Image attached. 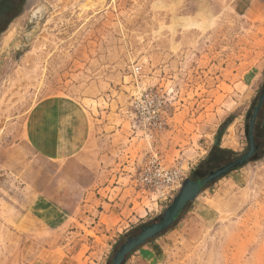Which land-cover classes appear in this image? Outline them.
Returning a JSON list of instances; mask_svg holds the SVG:
<instances>
[{
    "label": "rangeland",
    "instance_id": "rangeland-1",
    "mask_svg": "<svg viewBox=\"0 0 264 264\" xmlns=\"http://www.w3.org/2000/svg\"><path fill=\"white\" fill-rule=\"evenodd\" d=\"M16 6L0 34V264H112L186 180L201 189L212 150L246 151L264 0ZM64 115L86 125L70 156ZM179 213L122 264H264V154Z\"/></svg>",
    "mask_w": 264,
    "mask_h": 264
},
{
    "label": "flooded vegetation",
    "instance_id": "flooded-vegetation-1",
    "mask_svg": "<svg viewBox=\"0 0 264 264\" xmlns=\"http://www.w3.org/2000/svg\"><path fill=\"white\" fill-rule=\"evenodd\" d=\"M17 1L18 0H0V34L2 30L5 28V25L10 20H12L14 12H17L18 9L16 6ZM262 95L260 96L255 107L252 109V112L248 118V125H247L248 147L246 151L241 153L240 156L236 159L232 158L233 160L232 159L227 160L217 155L218 152H216L215 149L212 150L208 162L218 160L219 163L218 165H215L213 168H211L208 175L215 173L216 171L228 166L229 164L240 158L243 157L245 158L244 162H242L236 167L230 168L228 171H226L220 176L222 177L225 174L233 171L234 169L242 166L243 164L250 162L251 160L256 159L258 156L264 154V100L262 103H259Z\"/></svg>",
    "mask_w": 264,
    "mask_h": 264
},
{
    "label": "water",
    "instance_id": "water-1",
    "mask_svg": "<svg viewBox=\"0 0 264 264\" xmlns=\"http://www.w3.org/2000/svg\"><path fill=\"white\" fill-rule=\"evenodd\" d=\"M264 100V93L261 97V100L259 103H262ZM245 161V158H240L234 162H232L231 164H229L228 166L216 171L213 174H210L208 176H206L205 178H203L202 182L199 183L200 184H206L208 182H211L215 179H217L218 177H220L223 173H225L226 171H228L230 168L232 167H236L239 164H241L242 162ZM191 179H188L186 181H189ZM186 181L183 183V186L181 188V191L183 190V192H185L184 195V199H182L181 204L179 203V205H176L175 207H170L165 213H164V219L161 220L159 223L147 226L138 236L130 238L128 240L127 243H125L121 249L118 251V253L116 254L115 258L113 259V263L112 264H122V262L124 261L127 253H129L131 250H133L135 247L141 245L142 243L146 242L149 238L161 233L162 231H164L167 227H169L175 217L177 216L178 211H180V209L186 205L187 202H189L190 200H192L193 198H195L198 194L199 187L198 190H188L187 186L185 185Z\"/></svg>",
    "mask_w": 264,
    "mask_h": 264
},
{
    "label": "crops",
    "instance_id": "crops-1",
    "mask_svg": "<svg viewBox=\"0 0 264 264\" xmlns=\"http://www.w3.org/2000/svg\"><path fill=\"white\" fill-rule=\"evenodd\" d=\"M62 118H63L62 122H60V124H59L62 128L61 133L63 134V140H62L63 143H62L61 147L64 151H67L69 153L68 156H70L75 151H80L83 148V145H84L85 140H86V125H82V121L79 120L76 122L78 125H76V123H74V126H72L71 124H73V123H68V122H71L69 115L68 116L64 115ZM82 127H84V129H82ZM72 134H75V135H72ZM202 187H201L200 191L202 190ZM200 191L198 192V194L200 193ZM198 194H197V196H198ZM187 203H186V205H187ZM180 213L177 215V217L180 215ZM177 217L175 218V220L173 222L176 221Z\"/></svg>",
    "mask_w": 264,
    "mask_h": 264
},
{
    "label": "trees",
    "instance_id": "trees-1",
    "mask_svg": "<svg viewBox=\"0 0 264 264\" xmlns=\"http://www.w3.org/2000/svg\"><path fill=\"white\" fill-rule=\"evenodd\" d=\"M205 177H206V176H205ZM205 177H204V178H205ZM199 179H203V177H202V178H199ZM169 208H170V207H169ZM169 208H168V209H169ZM168 209H167V210H168ZM167 210H166V211H167ZM166 211H165V212H166Z\"/></svg>",
    "mask_w": 264,
    "mask_h": 264
}]
</instances>
